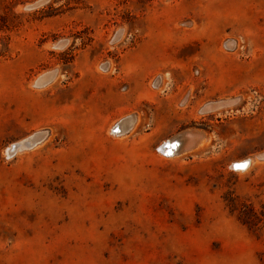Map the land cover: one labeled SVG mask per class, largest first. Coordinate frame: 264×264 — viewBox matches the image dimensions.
Masks as SVG:
<instances>
[{
  "label": "rangeland",
  "instance_id": "374dc122",
  "mask_svg": "<svg viewBox=\"0 0 264 264\" xmlns=\"http://www.w3.org/2000/svg\"><path fill=\"white\" fill-rule=\"evenodd\" d=\"M263 155L264 0H0V264H264Z\"/></svg>",
  "mask_w": 264,
  "mask_h": 264
},
{
  "label": "water",
  "instance_id": "95a60500",
  "mask_svg": "<svg viewBox=\"0 0 264 264\" xmlns=\"http://www.w3.org/2000/svg\"><path fill=\"white\" fill-rule=\"evenodd\" d=\"M39 4H41V2H37L35 4H33L32 6H30L29 8H35L37 7ZM52 74H54L53 72L51 74H48V75H45V76H42L41 78H39L37 81H36V84H41L42 82H44V80L46 79V77L48 76L49 78L52 76ZM220 103L218 104H213V105H208L207 107H210V106H217L219 105ZM132 119V117H131ZM43 134L42 133H38V134H35L34 137H36L37 139H40L42 138ZM202 134L200 133H197V132H193V131H184L182 132L180 135H178L176 139L173 143H171L170 145H163L160 147V150L166 154V149L169 150L168 146H170L171 150L174 151L175 149L172 147V144H175L176 147L178 148L180 144H183L185 143L186 141L188 142V149L190 148H193L195 147L201 140H202ZM21 143H18V144H15L13 145L11 148H10V153H13L19 146H20ZM21 146H25L26 148H29L31 146V143L29 142V140H25L22 142ZM264 157V155H263Z\"/></svg>",
  "mask_w": 264,
  "mask_h": 264
},
{
  "label": "bare ground",
  "instance_id": "6f19581e",
  "mask_svg": "<svg viewBox=\"0 0 264 264\" xmlns=\"http://www.w3.org/2000/svg\"><path fill=\"white\" fill-rule=\"evenodd\" d=\"M50 78L47 76L46 79L44 80V82L49 81ZM131 120L132 119H130V118L122 120L118 125L115 126V128H116L115 129V133L117 134V133H121V132H124V131L128 130L131 127V124H132V121ZM27 140H29V142L31 143V146H32L33 144H35L36 142H38L39 139H37L36 137H34V135H32L31 137L27 138ZM175 140L176 139H174V138L173 139H170V140L166 141L165 143H163V145H165V144L170 145ZM186 143H187V141H186ZM21 144H20V146L15 151H17L18 149L26 148L25 146H21ZM182 146H183V144H180L179 147L177 148L175 144H172V147L175 149L174 151H172L171 148H170V146H168L169 150L166 149V152L167 153L165 155L166 156H168V155L170 156V155H174L177 152H180L182 150ZM241 162H243V161L237 162L236 164H240ZM247 165H248V162H247ZM242 168H240L239 170H242Z\"/></svg>",
  "mask_w": 264,
  "mask_h": 264
},
{
  "label": "snow or ice",
  "instance_id": "6c2138e0",
  "mask_svg": "<svg viewBox=\"0 0 264 264\" xmlns=\"http://www.w3.org/2000/svg\"><path fill=\"white\" fill-rule=\"evenodd\" d=\"M234 167H236V168H242V167H244V165H241V164H237V165H235Z\"/></svg>",
  "mask_w": 264,
  "mask_h": 264
}]
</instances>
